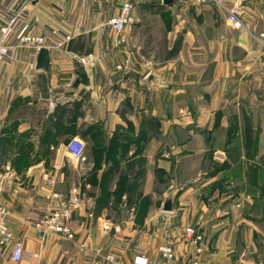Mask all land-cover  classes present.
I'll return each mask as SVG.
<instances>
[{
  "label": "crops",
  "instance_id": "crops-1",
  "mask_svg": "<svg viewBox=\"0 0 264 264\" xmlns=\"http://www.w3.org/2000/svg\"><path fill=\"white\" fill-rule=\"evenodd\" d=\"M16 4L29 13L19 30L57 27L73 39L35 60L24 48L0 67V166L18 174L4 197L25 250L13 261L12 243L0 246V264H90L94 249L123 264L144 251L160 264L165 243L183 262L261 264L264 228L245 208L251 164L264 174V0L245 7L244 28L213 4H141L122 48L108 27L114 0ZM149 72L160 80L149 84ZM22 133L25 147L12 146L8 138ZM75 137L86 144V164L67 149ZM25 155L28 164L15 160ZM141 169L133 202L125 193L97 207L103 189L133 186ZM74 186L82 191L75 240L44 235L29 218L36 203ZM169 191L173 210L164 211ZM105 220L122 231L104 233ZM189 227L203 234L201 252Z\"/></svg>",
  "mask_w": 264,
  "mask_h": 264
},
{
  "label": "built area",
  "instance_id": "built-area-1",
  "mask_svg": "<svg viewBox=\"0 0 264 264\" xmlns=\"http://www.w3.org/2000/svg\"><path fill=\"white\" fill-rule=\"evenodd\" d=\"M118 12L108 21L109 30L113 36L115 47L122 48L127 43L126 31L135 22L134 10L137 6L148 2L163 3V0H114ZM184 4H213L227 13L230 24L235 28H244L245 22L242 13L245 7L253 0H179ZM62 12V11H61ZM25 7H19L16 0H0V67L10 64L17 59L24 48L32 49L33 60L37 53L43 49H61L73 39V35L61 28L49 27L42 32L19 30L25 24L28 15ZM264 36V35H263ZM89 56H78L83 63L89 61ZM34 65V62H32ZM121 67V66H119ZM69 153L82 163H87L86 144L79 138H72L68 144ZM18 174L11 163L0 166V246L12 243L11 259L21 261L25 258L24 245L15 238L10 225V210L4 197L6 187H11L17 180ZM82 191L78 186L70 189L68 194L58 190H52L46 195L44 201H38L29 218L35 223L38 230L44 235L53 236L56 239L74 241L76 227L74 224V211L81 203ZM103 231L110 234H118L122 231V225L114 224L109 220L103 223ZM187 234L197 244V252L203 250L201 242L203 234L197 233L193 227L187 229ZM160 264H198L196 259L188 262L178 260L171 243H165L159 247ZM88 262L90 264H123L115 253H101L99 249L92 251ZM133 264H150L144 251L135 254ZM264 264V259L261 261Z\"/></svg>",
  "mask_w": 264,
  "mask_h": 264
},
{
  "label": "trees",
  "instance_id": "trees-1",
  "mask_svg": "<svg viewBox=\"0 0 264 264\" xmlns=\"http://www.w3.org/2000/svg\"><path fill=\"white\" fill-rule=\"evenodd\" d=\"M14 136L16 137V135H13V136H11V137L8 138L9 139L8 140L9 143L13 146L14 145V142H16V144L18 145V147L19 148L22 147V149H23L25 147V143L22 141V139H23V137L26 136V134L25 133H22L20 135L21 138H19L17 141H12V139H13L12 137H14ZM15 160L17 162H21V163L23 162V164H28L30 162L29 156H26V155L25 156L15 157ZM250 169H251V173H250V176L251 177L250 178L253 181V182L252 181L250 182L251 187H253V188L254 187H259V188H262V190H264V174L263 173H260L259 174L258 167L254 163L251 164ZM144 177H145V169H141L139 171L138 175H137V178H136L137 181H135L134 183H132L133 186H131V187H124V190L122 191V196H123V194L126 193V195H127L126 197H128L133 202L136 199L137 195L139 194L140 185H141ZM258 177H261L262 178V181L261 182L259 181L258 183H256L255 180H256V178L258 179ZM121 188L122 187H118V188L115 189V191L114 190L113 191L111 190L112 192L110 191V194L111 195L109 197H108L107 193H105L102 190V192H101L102 193V196L99 198V201H101L102 203H99V201H98L97 207L103 206L104 205L103 201L104 200L106 201L110 197H115V199L117 201H119L120 199H122V196H120V199H119V196H118V193H117L118 191H120Z\"/></svg>",
  "mask_w": 264,
  "mask_h": 264
},
{
  "label": "rangeland",
  "instance_id": "rangeland-1",
  "mask_svg": "<svg viewBox=\"0 0 264 264\" xmlns=\"http://www.w3.org/2000/svg\"><path fill=\"white\" fill-rule=\"evenodd\" d=\"M219 158H222L219 156ZM124 187L118 191V196H122V191ZM107 193L108 197L111 195V189H103ZM115 191V189H114ZM247 193L251 195L253 202L248 205V208H245L246 214L251 215L255 219V222L259 223L262 228H264V190L259 187H250L246 189ZM112 192V191H111ZM264 259V258H263Z\"/></svg>",
  "mask_w": 264,
  "mask_h": 264
},
{
  "label": "water",
  "instance_id": "water-1",
  "mask_svg": "<svg viewBox=\"0 0 264 264\" xmlns=\"http://www.w3.org/2000/svg\"><path fill=\"white\" fill-rule=\"evenodd\" d=\"M179 3V0H163V4L169 7H175ZM160 80L153 72H149L147 75V82L149 84L158 82ZM164 211H172L173 210V193L172 191L167 192L165 197V202L163 204Z\"/></svg>",
  "mask_w": 264,
  "mask_h": 264
}]
</instances>
